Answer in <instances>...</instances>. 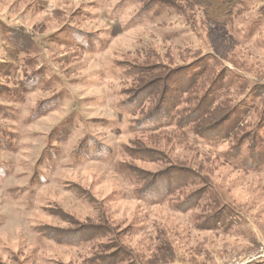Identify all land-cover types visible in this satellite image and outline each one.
<instances>
[{
  "label": "rangeland",
  "instance_id": "obj_1",
  "mask_svg": "<svg viewBox=\"0 0 264 264\" xmlns=\"http://www.w3.org/2000/svg\"><path fill=\"white\" fill-rule=\"evenodd\" d=\"M221 2L0 0V264H264V0Z\"/></svg>",
  "mask_w": 264,
  "mask_h": 264
},
{
  "label": "trees",
  "instance_id": "obj_2",
  "mask_svg": "<svg viewBox=\"0 0 264 264\" xmlns=\"http://www.w3.org/2000/svg\"><path fill=\"white\" fill-rule=\"evenodd\" d=\"M221 1H222L221 3H225L228 0H221ZM177 76H181V74H178V75H177V73L172 74L167 81H169L172 77L176 78ZM159 77L161 78V80H159L160 79ZM159 77H158L159 79L157 81H154V83H153L154 85L147 86L144 89L151 91L153 89L151 87H154V86L158 87V86L162 85L164 87V85H163L164 80H165L164 78H167L168 74L162 75ZM190 80H192V83L190 85V88H191L195 78L191 77ZM165 89H166V87H164V90ZM169 89H170V87L168 85V87L166 89L168 94H166V91L164 94V97L167 98V101L164 99L165 104L163 103L162 106H160L154 113H152V114H155L154 116H152V114H150L149 118H146V121H143L144 124L146 122L158 123V122H161L163 119L170 118L171 108L173 107V106H171V104L173 103L174 99H176V98L174 96L175 94L170 93ZM154 90H155V88H154ZM169 94L172 95L173 97L169 96ZM147 98H149V95L146 94L145 92H142L141 94H138V96H136V98L131 100L130 102L133 103V102L139 100L140 103L143 105V101L146 100ZM214 101H215L214 98L211 96L210 98H207V100H205V102L203 103L202 106H209L210 104L214 103ZM166 104H167V106H164ZM204 112H205V110H199L197 113L195 112L191 116L182 117L183 120H180L181 119L180 118L178 121V124L180 126H188L190 123H194L197 120L201 119L204 115ZM233 112H234V108L232 110L225 108L224 111L222 112L223 114L218 118L217 121H214L210 127H207V128L203 127V129H201L202 130L200 133L201 137L206 138L205 140L210 139L211 137H215V135H217L220 132V129L224 126H227V129L224 130L223 133H225L227 135L234 133L230 129V122H232L233 118H234ZM228 113H230V114H228ZM242 125H244V124H238L236 129L244 128V126L241 127ZM238 132H236L234 134L235 137H237V136L239 137ZM240 133L242 134V145L243 146H247L246 143L248 142V143L253 144L252 146L254 148L259 147L260 141L258 142V140H260V137L255 131L252 130V132L246 133V132H242V130H241ZM238 147H239V144L235 150H237ZM240 154H241V151L237 154V156H239ZM262 154H264V153H262ZM251 159H253V158L250 155L249 158L243 160L242 164H244V166L246 168H248L251 164ZM257 163H259V162H256L254 164V166H256ZM260 165H262V164H260ZM195 177H196L195 174L187 172V171H181V170H177V169L172 170V171H168L167 173H164L160 179L156 180L151 185L150 189H146L144 191V194L148 195L149 197H151V196H157L158 197V196H163V195L167 196V195H165V193L166 194L168 193V195H171L173 197L174 195L179 193V191H181L182 189H185L188 185H190L192 183V181L195 179ZM192 178H194V179H192ZM193 203H194V201L190 202V205ZM181 207H182V205H180L179 208H181Z\"/></svg>",
  "mask_w": 264,
  "mask_h": 264
}]
</instances>
